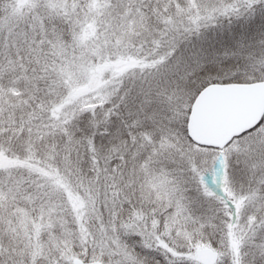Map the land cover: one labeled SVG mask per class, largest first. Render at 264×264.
Wrapping results in <instances>:
<instances>
[{
	"label": "snow or ice",
	"instance_id": "snow-or-ice-1",
	"mask_svg": "<svg viewBox=\"0 0 264 264\" xmlns=\"http://www.w3.org/2000/svg\"><path fill=\"white\" fill-rule=\"evenodd\" d=\"M0 264H264V0H0Z\"/></svg>",
	"mask_w": 264,
	"mask_h": 264
}]
</instances>
